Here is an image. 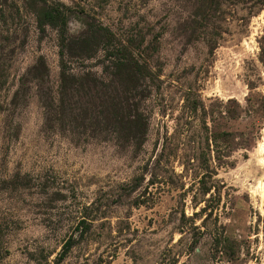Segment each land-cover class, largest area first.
Here are the masks:
<instances>
[{
  "label": "rangeland",
  "instance_id": "rangeland-1",
  "mask_svg": "<svg viewBox=\"0 0 264 264\" xmlns=\"http://www.w3.org/2000/svg\"><path fill=\"white\" fill-rule=\"evenodd\" d=\"M34 1L0 0V264H264V0ZM91 22L147 66L140 142L47 120L64 63L112 76L65 54Z\"/></svg>",
  "mask_w": 264,
  "mask_h": 264
},
{
  "label": "trees",
  "instance_id": "trees-1",
  "mask_svg": "<svg viewBox=\"0 0 264 264\" xmlns=\"http://www.w3.org/2000/svg\"><path fill=\"white\" fill-rule=\"evenodd\" d=\"M33 4L40 28H43L44 23L63 19L59 12L56 11L57 15L48 10L42 0H36ZM86 31L78 40L65 45V54L85 53L89 49V43L93 42L90 39H101L105 42L106 57L112 60V76L103 81L88 71L76 75L64 63L60 71L58 104L53 106L49 101L45 104L47 120L70 122L71 118L75 119L76 114L75 120L83 123L89 119L93 128H99L101 132L115 130L122 141L140 142L145 134L146 122L138 110L135 98L145 92L143 82L148 76L147 66L135 59L130 50L121 45L103 26L91 22ZM27 73L35 78L45 76L47 66L43 58H38ZM83 96L85 104L77 105L76 97ZM77 109L78 112L75 113ZM70 246L69 242H65L59 259L64 257Z\"/></svg>",
  "mask_w": 264,
  "mask_h": 264
}]
</instances>
